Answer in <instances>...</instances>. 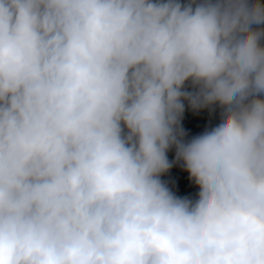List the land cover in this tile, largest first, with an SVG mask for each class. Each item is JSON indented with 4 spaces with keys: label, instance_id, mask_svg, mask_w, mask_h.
<instances>
[{
    "label": "trees",
    "instance_id": "trees-1",
    "mask_svg": "<svg viewBox=\"0 0 264 264\" xmlns=\"http://www.w3.org/2000/svg\"><path fill=\"white\" fill-rule=\"evenodd\" d=\"M199 42L219 62L254 47L241 91L157 72ZM214 102L264 120V0H0V264H117L90 240L146 229L154 180L186 206L169 212L165 264H205L221 241L264 264V152L230 145L241 113L205 122Z\"/></svg>",
    "mask_w": 264,
    "mask_h": 264
},
{
    "label": "rangeland",
    "instance_id": "rangeland-1",
    "mask_svg": "<svg viewBox=\"0 0 264 264\" xmlns=\"http://www.w3.org/2000/svg\"><path fill=\"white\" fill-rule=\"evenodd\" d=\"M202 13H205V10ZM215 49L216 45L213 42H199L196 47L190 49L185 60L175 64L165 60L157 72L169 71L174 65V71L170 77L171 82L184 86L193 83L200 95H202V75L207 72L217 73L223 87L241 91L245 83V76L250 73L254 47L250 44L228 43L224 47L228 57L222 62L217 60ZM235 113H241L242 118L229 139L230 145L237 149L245 141H248L255 144V151L263 153L264 144H258V142L261 140L260 136L264 129V127L260 129L259 126L264 124V120L254 106L207 103L203 120L209 122L215 117L229 116ZM141 204L148 225L146 229L140 232L136 224L127 223L118 233L104 234L97 231L93 240H90L91 243H94L95 248L112 251L118 261L117 264H165L166 245L161 242V239L169 221V212H183L186 208L184 203H176L167 198L160 183L156 180L152 181L145 191L141 198ZM201 254L209 256L205 264H248L235 251L234 246L223 241L213 248H204ZM53 264H77V262L75 260H57ZM86 264L101 263L93 260Z\"/></svg>",
    "mask_w": 264,
    "mask_h": 264
}]
</instances>
